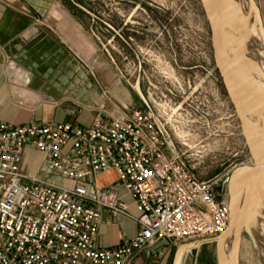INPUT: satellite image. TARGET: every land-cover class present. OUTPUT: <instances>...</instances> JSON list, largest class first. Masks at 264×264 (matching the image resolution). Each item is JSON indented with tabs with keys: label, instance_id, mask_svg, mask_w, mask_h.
I'll return each mask as SVG.
<instances>
[{
	"label": "built area",
	"instance_id": "2783aa9c",
	"mask_svg": "<svg viewBox=\"0 0 264 264\" xmlns=\"http://www.w3.org/2000/svg\"><path fill=\"white\" fill-rule=\"evenodd\" d=\"M140 99L142 109L101 110L87 127L0 121V264H129L162 240L190 253L215 246L230 223L229 202L218 192L223 178H196L174 146L175 111ZM26 147L70 186L23 175ZM108 171L122 197L93 185ZM103 214L134 222L133 239L97 247Z\"/></svg>",
	"mask_w": 264,
	"mask_h": 264
},
{
	"label": "rangeland",
	"instance_id": "374dc122",
	"mask_svg": "<svg viewBox=\"0 0 264 264\" xmlns=\"http://www.w3.org/2000/svg\"><path fill=\"white\" fill-rule=\"evenodd\" d=\"M121 1L59 0V5L64 12L84 22L86 31L79 41L92 49L85 51L91 65L97 56L103 62L100 54L104 53L113 61L108 63L107 70L116 80L126 82L131 95L136 90L160 109L175 111L172 120L176 131L172 139L176 152L184 155L199 180L223 178L218 187L219 196L230 203L231 172L252 163L215 68L210 31L199 0ZM118 3L126 8L121 9ZM245 4L246 0H242L243 13L249 12ZM109 11L117 21L118 12H125L123 15L129 20L128 37L133 39V46L128 51L121 50L119 39L113 43L114 50H105L108 34H98L93 27L91 15L104 17ZM64 28L65 24L59 21V31L64 32ZM134 105H140L138 98ZM32 167L30 158L25 169L29 171ZM50 179L58 186L71 184L55 174ZM251 195L254 206L259 202L255 187ZM125 201L130 203V199ZM253 206L246 214L242 213L248 227L240 231L238 253L234 248L229 264H233L236 254L234 264H262L254 243L255 237L261 236L262 218L254 216ZM177 254L176 251L174 255ZM187 257L185 264H217L215 246L189 252Z\"/></svg>",
	"mask_w": 264,
	"mask_h": 264
},
{
	"label": "crops",
	"instance_id": "0c3cea01",
	"mask_svg": "<svg viewBox=\"0 0 264 264\" xmlns=\"http://www.w3.org/2000/svg\"><path fill=\"white\" fill-rule=\"evenodd\" d=\"M253 2L263 23L264 0ZM59 21L66 26L64 32L59 31ZM71 23L79 26V30ZM85 31L84 22L64 12L59 0H0V121L12 126L68 123L87 127L101 110L122 116L142 109V95L136 90L131 95L126 82L112 77L107 69L113 61L104 53H99L103 62L97 56L91 68H83V63H88L84 52L92 50L79 41ZM76 40L79 43L73 44ZM137 98L140 105L135 107ZM30 158L33 167L26 171ZM20 172L47 179L53 175L50 169L41 166L40 154L31 147L23 150ZM93 185L123 196L112 171L101 175ZM130 212L134 214L132 207ZM136 231L134 222L128 219L116 222L103 214L95 245L101 249L119 245L132 240ZM176 251L169 245L150 255L142 252L129 264H173ZM189 252L181 264H185Z\"/></svg>",
	"mask_w": 264,
	"mask_h": 264
},
{
	"label": "water",
	"instance_id": "95a60500",
	"mask_svg": "<svg viewBox=\"0 0 264 264\" xmlns=\"http://www.w3.org/2000/svg\"><path fill=\"white\" fill-rule=\"evenodd\" d=\"M246 1L249 2L259 26L262 27L255 3L253 0ZM199 3L210 31L215 68L239 122L241 136L252 163V166H239L231 172L230 184L234 198L233 212L230 216V223L227 230L218 238L215 244L216 263L224 264L221 255V246L237 223L242 191L241 186L243 182L250 181L253 178L258 179L262 177L264 180V107L255 98L254 94L256 92L247 81L253 77L255 72L247 62L231 54L224 44L223 30L225 26L222 0H199ZM261 36L264 41L262 29ZM258 129L261 135L255 132ZM256 187L264 204V181L262 184L256 182ZM167 247H169V242L162 240L144 250L143 254L150 255L160 248ZM181 248H178L177 251ZM178 257L179 255L177 254L173 264H180Z\"/></svg>",
	"mask_w": 264,
	"mask_h": 264
},
{
	"label": "bare ground",
	"instance_id": "6f19581e",
	"mask_svg": "<svg viewBox=\"0 0 264 264\" xmlns=\"http://www.w3.org/2000/svg\"><path fill=\"white\" fill-rule=\"evenodd\" d=\"M246 3H247V5L245 4L246 9H248L249 12L243 13L242 0H222V9H223L224 26H225L223 30V39H224V44L227 50L231 54L247 62L250 68L255 72L253 77L249 78L247 81L249 85H251L256 92L254 94L255 98L261 104V106L264 107V41L261 36V29L264 34V26H263L264 22L262 23L261 21L262 27L259 26L258 22L255 19V15L253 11L251 10V6L249 2L246 1ZM225 15L227 17L226 20H225ZM64 19L66 21H70L68 20V18H66V16ZM74 27L76 30H79V26L77 27V25H74ZM77 56H80L83 60L86 59V58L84 59L82 54H78ZM86 62L88 63H83V64L85 68L88 69L90 67L89 66L90 62L87 60ZM90 74H94V72L92 73L90 71ZM21 91L22 93H25L24 90H21ZM21 97L23 96L21 95ZM255 132L258 135H261V132L259 129L256 130ZM241 166L247 167L249 165H241ZM250 166H252V164ZM263 181L264 180L262 177H259L258 179L253 178L250 181L243 182L241 186L242 191H241V200L239 203V212H238L239 216L237 219V223L233 227L231 232L227 235V237L225 238L221 246V255H222L224 264H229L231 257L235 252L234 248H236V251L238 253L239 241L237 237L239 236L240 231H242L245 227H248V223H245V218L243 219L242 213L244 211L246 214L252 208L253 206L252 205L253 198L251 195L252 189L253 187L257 189L256 182L262 184ZM230 191H231L230 193L231 200H230L229 206H230V216H231L233 212L234 198H233L231 188H230ZM257 193H258V190H257ZM258 196H259V193L257 195V199H259V202L257 204H254L253 211H254V216L260 215L262 218V224H261L262 232H261V236L255 237L254 243H255L256 248L259 251L260 261L262 264H264V234H263L264 233V204L260 196L259 197ZM188 252H189V247L181 248L178 251V255H179L178 259L180 260V264L182 263L184 256ZM236 256L233 259V264L236 261Z\"/></svg>",
	"mask_w": 264,
	"mask_h": 264
},
{
	"label": "flooded vegetation",
	"instance_id": "af4514ba",
	"mask_svg": "<svg viewBox=\"0 0 264 264\" xmlns=\"http://www.w3.org/2000/svg\"><path fill=\"white\" fill-rule=\"evenodd\" d=\"M119 2L122 1L119 0ZM118 5L123 10L126 8V5H123L121 3H118ZM116 14L119 15L118 21L112 11H109L104 17L103 15H91V22L98 34H101V32H105L108 34V42H106V46L104 48L105 50H114L113 43L116 39H119L121 42V50L128 51L131 46H133V39L128 37L129 29L127 26L129 24V20L123 15L125 14V12H118ZM96 25L99 26L98 29L95 28ZM101 26H103V29L100 28Z\"/></svg>",
	"mask_w": 264,
	"mask_h": 264
}]
</instances>
